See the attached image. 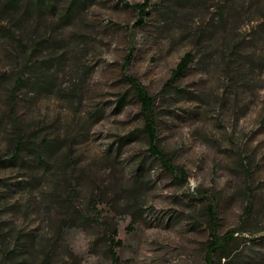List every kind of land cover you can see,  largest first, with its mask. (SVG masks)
Returning a JSON list of instances; mask_svg holds the SVG:
<instances>
[{
  "label": "rangeland",
  "instance_id": "obj_1",
  "mask_svg": "<svg viewBox=\"0 0 264 264\" xmlns=\"http://www.w3.org/2000/svg\"><path fill=\"white\" fill-rule=\"evenodd\" d=\"M68 2L0 0V264H264V0Z\"/></svg>",
  "mask_w": 264,
  "mask_h": 264
},
{
  "label": "trees",
  "instance_id": "obj_2",
  "mask_svg": "<svg viewBox=\"0 0 264 264\" xmlns=\"http://www.w3.org/2000/svg\"><path fill=\"white\" fill-rule=\"evenodd\" d=\"M38 4L52 3V0H35ZM85 0H69L68 6L65 12V18L69 19L71 14L74 12L75 6L80 3H83ZM145 2H134L131 3L133 7L138 9L140 14L148 13L146 10ZM5 9L8 8H18L19 0H4L3 4ZM143 18H139L138 23L143 24ZM193 58V54L191 52L185 53L182 59L178 62L177 66L173 69L172 76L167 80L166 87L169 86L177 77H179L183 71L187 68L189 62ZM22 80L21 77H17V84ZM135 91L141 100L142 103V112L145 116V124L144 130L146 131L149 140H150V150L153 154L157 155L163 161L164 165L168 169H172V164L167 160L166 156L163 154L162 150L159 148L157 143L155 142L156 139V120L154 117V101L152 95H150L145 87L140 85L135 79H133ZM15 152L14 155H17L19 151L23 148V142L21 139H17L15 144ZM213 214V211L211 210ZM214 215V214H213ZM217 234V233H215ZM233 232L227 231L223 235H215L213 240L210 241V245L207 252V260L208 264H214V258L220 257L225 254V249L227 244L230 242V238H232ZM109 241V255L111 258L112 264H120V255L117 251V247L122 244L121 238L118 237V229H113L110 234L108 235Z\"/></svg>",
  "mask_w": 264,
  "mask_h": 264
}]
</instances>
